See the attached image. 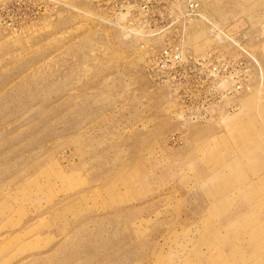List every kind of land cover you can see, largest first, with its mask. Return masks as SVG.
Here are the masks:
<instances>
[{
  "label": "rangeland",
  "instance_id": "rangeland-1",
  "mask_svg": "<svg viewBox=\"0 0 264 264\" xmlns=\"http://www.w3.org/2000/svg\"><path fill=\"white\" fill-rule=\"evenodd\" d=\"M120 1L0 0V264H264V0ZM173 39L249 89L180 116L149 68Z\"/></svg>",
  "mask_w": 264,
  "mask_h": 264
},
{
  "label": "built area",
  "instance_id": "built-area-1",
  "mask_svg": "<svg viewBox=\"0 0 264 264\" xmlns=\"http://www.w3.org/2000/svg\"><path fill=\"white\" fill-rule=\"evenodd\" d=\"M121 0L112 6L115 10L124 11H149L154 9L158 12L179 11L180 18H196L200 16L202 0ZM7 27L12 23L2 22ZM184 30V27H183ZM222 37L231 40L225 32ZM177 39L168 40L164 47L155 57L156 65L149 67L151 72L162 77L160 81L172 83L170 86L184 87L189 94L195 92L196 102L187 99H177V107L180 116L190 121H202L211 116L214 108H230L232 98L244 92L245 81L242 79V62H233L219 48L204 54H191L187 49L175 44ZM173 44V45H172ZM191 73H197L199 82L186 84ZM152 75V74H150ZM246 89L249 87L246 85ZM232 107V106H231ZM214 109V110H213ZM212 110V113H211Z\"/></svg>",
  "mask_w": 264,
  "mask_h": 264
}]
</instances>
